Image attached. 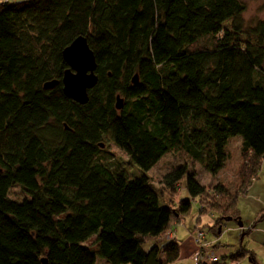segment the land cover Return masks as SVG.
I'll use <instances>...</instances> for the list:
<instances>
[{
	"label": "trees",
	"instance_id": "16d2710c",
	"mask_svg": "<svg viewBox=\"0 0 264 264\" xmlns=\"http://www.w3.org/2000/svg\"><path fill=\"white\" fill-rule=\"evenodd\" d=\"M245 11L240 0L0 5V264L178 261L180 246L165 235L189 213L190 200L168 207L146 173L165 154L181 152L216 175L234 138L246 178L256 177L264 159V17L245 26ZM81 36L98 77L84 105L61 84L62 52ZM52 81L58 85L45 90ZM106 142L140 174L129 178L102 150ZM184 177L190 198L201 202L207 190L185 165L162 183L173 192ZM13 187L26 197L11 200ZM213 190L228 201L211 210L217 224L237 221L239 193Z\"/></svg>",
	"mask_w": 264,
	"mask_h": 264
},
{
	"label": "rangeland",
	"instance_id": "374dc122",
	"mask_svg": "<svg viewBox=\"0 0 264 264\" xmlns=\"http://www.w3.org/2000/svg\"><path fill=\"white\" fill-rule=\"evenodd\" d=\"M240 1L246 6V11L243 14L245 26H253L264 17V0ZM230 23V21L225 22L223 27L230 29ZM206 44L205 40L200 42V45ZM239 140V138H234L228 143L226 148L228 159L216 175L210 174L204 166L181 152L165 154L146 173L154 190L162 196V203L170 208L178 207L179 201L190 200L191 203L189 213L184 215L182 220L178 219L172 227L177 243L180 242L183 248L181 259L174 264H196L194 257L201 248L196 242L198 229L204 233L205 242L214 246V253L220 258V264H264V218H261L264 211V159L261 161L256 177L254 179V176L250 179L246 178L244 175L245 159L241 154ZM102 150L112 154L115 160L120 161L121 167L129 178L140 174L139 169L130 159L111 142L103 144ZM182 165H185L188 172L194 175L195 180L207 190V195L202 198L201 202L199 198H190L186 190V177L176 185L173 192L167 190L163 185V177ZM217 185L225 187L231 196L239 193L235 204L239 218L237 221H223L220 225L217 224L220 216L216 211H211L212 208L221 212V208L228 204L227 199L222 195H215L213 188ZM25 197L19 187H13L9 191L11 200L21 201ZM201 205L205 209L201 210ZM238 221L241 222V227L238 225ZM163 244L162 242L158 243L159 246ZM152 246L153 242L149 241L143 245V249L147 252ZM185 253L186 257H184Z\"/></svg>",
	"mask_w": 264,
	"mask_h": 264
},
{
	"label": "water",
	"instance_id": "95a60500",
	"mask_svg": "<svg viewBox=\"0 0 264 264\" xmlns=\"http://www.w3.org/2000/svg\"><path fill=\"white\" fill-rule=\"evenodd\" d=\"M62 58L67 66L61 80L63 94L72 101L84 105L88 102V91L93 89L98 77L95 73L96 60L94 53L89 48L85 37L76 38L62 52ZM137 83V76L133 78V84ZM58 85V81L48 82L44 85L45 90H51ZM115 107L117 110L123 108V99L116 97ZM226 221H231L228 217ZM241 227V222L238 221ZM46 264V260H42Z\"/></svg>",
	"mask_w": 264,
	"mask_h": 264
},
{
	"label": "built area",
	"instance_id": "2783aa9c",
	"mask_svg": "<svg viewBox=\"0 0 264 264\" xmlns=\"http://www.w3.org/2000/svg\"><path fill=\"white\" fill-rule=\"evenodd\" d=\"M165 239L168 241H174L175 235L174 231L171 229L165 235ZM197 244L200 245V251L195 254V262L196 264H217L220 262V258L215 255V251L210 248V244L205 242L204 233L198 229L197 230Z\"/></svg>",
	"mask_w": 264,
	"mask_h": 264
},
{
	"label": "crops",
	"instance_id": "0c3cea01",
	"mask_svg": "<svg viewBox=\"0 0 264 264\" xmlns=\"http://www.w3.org/2000/svg\"><path fill=\"white\" fill-rule=\"evenodd\" d=\"M24 1H28V0H0V5L3 4V3H14V2L20 3V2H24ZM179 246H180V256L182 257V255H183L182 249L183 248L181 247V243L180 242H179ZM180 256H179V259H181ZM186 256L187 255L185 253L184 257H186ZM179 259H178V261H179ZM96 264H107V262H105L104 260L97 259Z\"/></svg>",
	"mask_w": 264,
	"mask_h": 264
},
{
	"label": "bare ground",
	"instance_id": "6f19581e",
	"mask_svg": "<svg viewBox=\"0 0 264 264\" xmlns=\"http://www.w3.org/2000/svg\"><path fill=\"white\" fill-rule=\"evenodd\" d=\"M210 248L212 249V250H214L213 248H214V246L212 247V246H210ZM215 251V250H214Z\"/></svg>",
	"mask_w": 264,
	"mask_h": 264
}]
</instances>
